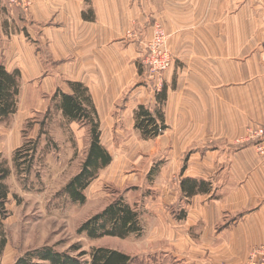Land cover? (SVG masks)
I'll return each instance as SVG.
<instances>
[{
    "label": "crops",
    "instance_id": "1",
    "mask_svg": "<svg viewBox=\"0 0 264 264\" xmlns=\"http://www.w3.org/2000/svg\"><path fill=\"white\" fill-rule=\"evenodd\" d=\"M20 12L0 0V59L21 75L16 112L22 80L80 82L101 143L111 144L113 131L138 130L139 105L160 106L167 128L153 140L179 180L211 182L209 193L183 197L179 243L193 257L208 249L214 264H244L264 240V141L262 151L257 141L237 143L264 125V0H33L25 25L34 44ZM154 23L171 54L162 102L142 67Z\"/></svg>",
    "mask_w": 264,
    "mask_h": 264
},
{
    "label": "rangeland",
    "instance_id": "2",
    "mask_svg": "<svg viewBox=\"0 0 264 264\" xmlns=\"http://www.w3.org/2000/svg\"><path fill=\"white\" fill-rule=\"evenodd\" d=\"M21 12V29L28 30L25 24L30 20L25 17L29 12ZM10 19L4 30L12 34L19 31V25L12 15ZM28 31L26 39L34 44L32 26ZM38 50L47 54L43 48ZM43 78L21 81L20 112L0 122V156L9 168L5 179L9 216L3 221L7 244L0 264H13L18 256L44 245L72 256L84 252L81 260L89 259L93 247L106 246L139 257L144 264H214L208 249L193 257L186 249L188 243L178 241L177 216L186 200L177 188L178 169L169 162L167 147L155 144V137L144 139L134 128L113 131V143L102 142L111 162L85 189L84 203L70 200L64 186L85 157L88 125L68 120L57 109L59 98L52 96L57 89L68 90L65 80ZM24 142L33 148L28 169L17 167L13 160L16 148ZM120 196L138 211L140 233L91 238L77 232L83 221Z\"/></svg>",
    "mask_w": 264,
    "mask_h": 264
},
{
    "label": "trees",
    "instance_id": "3",
    "mask_svg": "<svg viewBox=\"0 0 264 264\" xmlns=\"http://www.w3.org/2000/svg\"><path fill=\"white\" fill-rule=\"evenodd\" d=\"M20 71H8L0 59V122L7 120L17 111V101L20 91ZM70 91L57 89L53 98H59L56 105L62 115L71 121H80L88 125L89 144L85 157L77 173L65 184L64 192L72 202L84 203L85 189L97 177L98 171L111 162V155L102 145L101 130L97 113L92 105L88 89L80 82H67ZM164 98L163 91L157 94L158 102ZM135 128L140 131L142 138H154L162 134L167 128L160 109H151L139 105L134 113ZM33 148L24 142L14 153V162L17 167H30ZM9 175L6 161L0 156V256L7 244V237L3 228V221L9 216L7 201L9 188L5 179ZM182 197L190 198L195 194H206L211 190V182L185 177L179 180ZM185 217L184 209L180 210L178 219ZM139 213L133 209L121 196L109 202L100 211L94 213L77 228V232H85L91 238L115 236L125 238L132 233H140ZM77 248V246H74ZM72 256L66 252H57L51 246L44 245L34 248L18 256L13 264H144L136 256H131L121 250L106 246L93 247L89 252L88 260H81L79 255Z\"/></svg>",
    "mask_w": 264,
    "mask_h": 264
},
{
    "label": "built area",
    "instance_id": "4",
    "mask_svg": "<svg viewBox=\"0 0 264 264\" xmlns=\"http://www.w3.org/2000/svg\"><path fill=\"white\" fill-rule=\"evenodd\" d=\"M8 5L21 9L27 13L30 11L33 0H2ZM167 33L160 23H154L151 37L145 44V53L142 59V67L145 72V81L155 91L163 87V73L171 65V54L166 47ZM257 141L259 150H263L260 144L264 141V125L249 127L244 137L237 143ZM246 264H264V240L249 253Z\"/></svg>",
    "mask_w": 264,
    "mask_h": 264
}]
</instances>
